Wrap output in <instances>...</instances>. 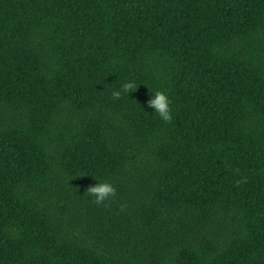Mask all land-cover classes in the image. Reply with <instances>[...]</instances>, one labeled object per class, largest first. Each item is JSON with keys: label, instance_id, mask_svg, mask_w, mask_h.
<instances>
[{"label": "trees", "instance_id": "16d2710c", "mask_svg": "<svg viewBox=\"0 0 264 264\" xmlns=\"http://www.w3.org/2000/svg\"><path fill=\"white\" fill-rule=\"evenodd\" d=\"M0 264H264V0H0Z\"/></svg>", "mask_w": 264, "mask_h": 264}, {"label": "clouds", "instance_id": "9594fccd", "mask_svg": "<svg viewBox=\"0 0 264 264\" xmlns=\"http://www.w3.org/2000/svg\"><path fill=\"white\" fill-rule=\"evenodd\" d=\"M137 88V83L134 79H124L119 83V86L111 90L113 98H119L122 94H127ZM145 104L152 109V113L157 115L161 120L168 122L172 118L170 108V97L166 92L159 89L151 91V95L145 101ZM95 179V183L89 184L84 193L89 196L94 203H101L105 198L115 193L114 186L106 180Z\"/></svg>", "mask_w": 264, "mask_h": 264}]
</instances>
